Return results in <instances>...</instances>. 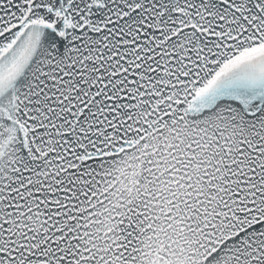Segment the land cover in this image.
Returning <instances> with one entry per match:
<instances>
[{
	"label": "snow or ice",
	"instance_id": "1",
	"mask_svg": "<svg viewBox=\"0 0 264 264\" xmlns=\"http://www.w3.org/2000/svg\"><path fill=\"white\" fill-rule=\"evenodd\" d=\"M0 264H264V0H0Z\"/></svg>",
	"mask_w": 264,
	"mask_h": 264
}]
</instances>
